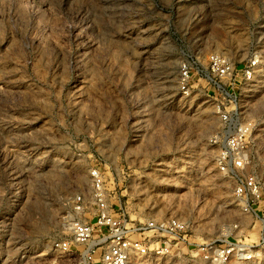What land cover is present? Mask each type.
<instances>
[{"label": "rangeland", "instance_id": "374dc122", "mask_svg": "<svg viewBox=\"0 0 264 264\" xmlns=\"http://www.w3.org/2000/svg\"><path fill=\"white\" fill-rule=\"evenodd\" d=\"M223 110L263 175L264 0H0V264L83 263L56 244L94 170L126 221L185 224L133 264H264V202L217 167Z\"/></svg>", "mask_w": 264, "mask_h": 264}, {"label": "built area", "instance_id": "2783aa9c", "mask_svg": "<svg viewBox=\"0 0 264 264\" xmlns=\"http://www.w3.org/2000/svg\"><path fill=\"white\" fill-rule=\"evenodd\" d=\"M210 65L215 75L213 83L221 90L223 99L227 100L228 88H224L223 84L231 79L233 67L226 59L217 55L211 57ZM247 75L249 78L246 81H252L251 74ZM183 76L185 83L182 90L185 91L188 89L189 76L187 72H184ZM219 120L220 135L215 138L216 144L219 145L217 167L225 175L239 174L236 175L234 194L240 200L244 211L248 212V198L255 203L264 202V174L243 175L247 165L246 135L251 133L252 126L238 125V114L228 115V110L219 111ZM91 178L93 195L89 199L81 195L76 198V215L67 217L64 221V227L70 234L69 239L56 244L65 253L76 250L83 260L81 264H133L137 257L149 255L150 247L146 241L161 240L169 232L180 235L185 230V224L175 218L167 221L148 220L143 224H138L135 220L126 221L125 216L115 214L108 204L101 173L94 170ZM219 257L227 261L228 251H224Z\"/></svg>", "mask_w": 264, "mask_h": 264}, {"label": "bare ground", "instance_id": "6f19581e", "mask_svg": "<svg viewBox=\"0 0 264 264\" xmlns=\"http://www.w3.org/2000/svg\"><path fill=\"white\" fill-rule=\"evenodd\" d=\"M216 53H218V52H216Z\"/></svg>", "mask_w": 264, "mask_h": 264}]
</instances>
